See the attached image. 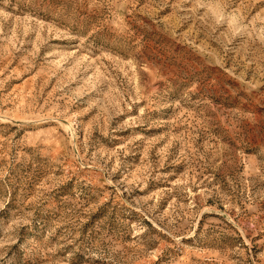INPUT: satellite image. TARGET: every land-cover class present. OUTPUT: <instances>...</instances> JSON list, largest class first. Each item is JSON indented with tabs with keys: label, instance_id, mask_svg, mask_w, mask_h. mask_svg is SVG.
I'll return each instance as SVG.
<instances>
[{
	"label": "rangeland",
	"instance_id": "374dc122",
	"mask_svg": "<svg viewBox=\"0 0 264 264\" xmlns=\"http://www.w3.org/2000/svg\"><path fill=\"white\" fill-rule=\"evenodd\" d=\"M0 264H264V0H0Z\"/></svg>",
	"mask_w": 264,
	"mask_h": 264
}]
</instances>
